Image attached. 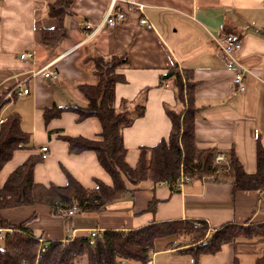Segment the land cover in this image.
Returning a JSON list of instances; mask_svg holds the SVG:
<instances>
[{
  "label": "crops",
  "instance_id": "crops-1",
  "mask_svg": "<svg viewBox=\"0 0 264 264\" xmlns=\"http://www.w3.org/2000/svg\"><path fill=\"white\" fill-rule=\"evenodd\" d=\"M56 1L24 0L22 26L15 29H6L0 17V60L6 63L0 68V92L29 89L28 95H18L6 105L1 117L18 112L33 146L14 153L0 172V188L19 165L32 154L41 155L44 147L48 148L47 158L35 168L37 183L65 186L66 169L89 190L97 189V180L113 184L95 152L70 154L67 142L49 135V131H59L99 139L102 124L97 117L79 121L78 114L65 112L49 124L44 120L46 108L87 104L79 87L96 82L90 57L97 55L128 59L119 69L126 81L116 86L117 107L123 99L129 101V110L136 104L145 106L144 115L123 130L131 165H136L142 147L151 148L170 136V111L178 110L180 102L176 85L172 79L164 80V75L178 67L191 71L195 82L200 108L198 149H214L230 158L234 150L246 172L257 171L256 139L260 137L264 144V0H118L115 8L123 10L126 19L115 27L103 23L114 0H75L67 19V36L48 47L42 36L45 29L58 26L48 16L49 6ZM127 1L145 6L151 28L140 23L142 13L129 10ZM4 6L5 0L0 7ZM224 33L241 36L238 60L250 72L245 92L235 85L236 71L221 59L218 39ZM25 53L32 57L23 59ZM46 67L59 77L53 80L34 74ZM219 177V181L193 180L182 191L173 190L168 183L145 181L137 188L128 183L130 192L122 200L72 216L54 214L40 205L4 210L2 216L20 223L37 213L29 224L34 233L45 241L63 242L89 236L93 230H133L152 222L206 221L212 228L264 223V195L259 191L234 193L226 172ZM152 202L155 211L149 207ZM186 241L177 236L158 239L149 259L153 264H235L236 260L255 264L264 252V237L240 238L223 245L218 253L202 254L196 260ZM81 264H88L87 260Z\"/></svg>",
  "mask_w": 264,
  "mask_h": 264
},
{
  "label": "trees",
  "instance_id": "trees-1",
  "mask_svg": "<svg viewBox=\"0 0 264 264\" xmlns=\"http://www.w3.org/2000/svg\"><path fill=\"white\" fill-rule=\"evenodd\" d=\"M75 0H57L48 8V16L58 21L54 29L43 31L42 43L48 47L56 46L67 36V19L72 15ZM3 0H0V5ZM94 65L95 83L83 84L80 92L87 104L80 106H53L44 110V120L60 118L65 112L79 115V121L97 117L102 124L99 139L82 136L73 137L59 131H49L69 145L70 154L93 151L103 168L112 177L108 185L97 180V189H86L69 171L64 169L67 184L46 185L35 181L34 173L38 163L44 161L43 154H32L19 165L0 188V227L10 229L0 241V264H121L123 261L147 264L158 239L177 236L187 240V250L197 260L202 254H216L223 245L233 244L240 238L255 239L264 237V223L226 224L212 228L206 221L176 220L152 222L133 230H105L99 232L91 244L89 236L45 241L37 236L29 224L38 217L34 213L29 219L12 223L2 216V211L23 207L47 206L54 214L78 206L82 212L100 210L109 204L122 200L130 192L131 184L137 188L145 181L154 184L168 183L173 190L182 173L201 180L206 175L221 178L218 167L214 165V149L200 150L196 145V119L200 108L196 104L195 82L191 71L170 69L164 80L172 79L178 91L180 108L170 111L172 130L168 139H163L151 148L142 147L136 165L128 162V149L124 145L123 130L132 125L136 118L145 113V106L136 104L132 110L127 108L128 100L123 99L117 107L116 86L126 81L119 69L128 63L124 56L105 58L101 55L90 57ZM10 91L0 92V118L3 109L13 99ZM30 135L22 129L21 116L11 112L0 124V172L13 158L17 150L33 149ZM150 152V158L148 153ZM257 171L248 173L233 150L231 165L226 175L230 178L233 192L259 191L264 195V144L256 139ZM155 211V203L150 204ZM235 264H239L238 260ZM255 264H264V252Z\"/></svg>",
  "mask_w": 264,
  "mask_h": 264
},
{
  "label": "built area",
  "instance_id": "built-area-1",
  "mask_svg": "<svg viewBox=\"0 0 264 264\" xmlns=\"http://www.w3.org/2000/svg\"><path fill=\"white\" fill-rule=\"evenodd\" d=\"M118 0H114L112 3V6L105 18V21L103 23L115 27L118 24L122 23L126 19V14L123 10H116L115 4L117 3ZM128 4V9L129 10H138L139 12L142 13V18L140 19V23L143 26H147L149 28L152 27L150 24L148 18L145 16V6L141 3L135 2V1H127ZM92 25L88 23L87 27H91ZM219 50H220V55L221 59L226 65V67L230 70H235L236 75L234 78V82L236 87L240 92H245L247 90V84H246V78L250 74L249 70L246 69L238 60V54L242 48V43H241V36L237 34H221L219 39ZM28 57H32L31 53H25L22 55L23 59H26ZM35 75L37 74H42L46 78H52L53 80L57 79L59 77L58 73L50 70L49 67H46L38 72H34ZM21 84L18 85V87L21 88ZM164 86L168 87L169 85L167 83H164ZM18 91L14 90L13 92ZM10 92L8 94V97L13 99L14 93ZM18 95H28L29 94V89L25 88L22 92H17ZM6 120V118L1 117L0 118V124L3 123ZM47 151L48 148L44 147L42 148V154L43 158H47ZM214 165L218 167V174L220 176V172L225 171L227 172L230 169L231 165V158L225 154L224 152H215L214 153ZM216 175H206L204 176L201 180L202 181H210L214 180ZM194 179L184 173H182L181 178L179 182L176 185V190L177 191H182L183 188L190 184ZM81 212L78 206H74L70 209L63 210L62 214L66 216H72L77 213ZM11 231L10 229H0V241H3L5 238L6 232ZM97 230H93L89 237L91 244H94V240L96 236L98 235ZM121 264H129L128 261H123ZM147 264H153L152 260H148Z\"/></svg>",
  "mask_w": 264,
  "mask_h": 264
},
{
  "label": "clouds",
  "instance_id": "clouds-1",
  "mask_svg": "<svg viewBox=\"0 0 264 264\" xmlns=\"http://www.w3.org/2000/svg\"><path fill=\"white\" fill-rule=\"evenodd\" d=\"M24 0H5V6L0 7V17L4 18L6 29H15L22 26ZM6 63L0 60V68Z\"/></svg>",
  "mask_w": 264,
  "mask_h": 264
}]
</instances>
